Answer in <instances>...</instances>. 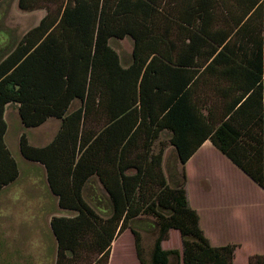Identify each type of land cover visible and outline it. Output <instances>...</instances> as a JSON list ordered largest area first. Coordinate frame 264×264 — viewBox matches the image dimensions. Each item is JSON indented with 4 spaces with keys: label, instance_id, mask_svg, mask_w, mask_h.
Here are the masks:
<instances>
[{
    "label": "trees",
    "instance_id": "16d2710c",
    "mask_svg": "<svg viewBox=\"0 0 264 264\" xmlns=\"http://www.w3.org/2000/svg\"><path fill=\"white\" fill-rule=\"evenodd\" d=\"M18 7L46 16L0 61V191L19 177L5 143L7 105H18L25 128L60 120L47 146L20 140L23 157L46 167L60 207L77 213L52 220L56 264H109L127 229L140 264H234L237 247H214L204 234L185 166L210 140L264 189V0H18ZM126 37L134 48L123 66L110 41ZM169 146L180 171H164ZM93 176L109 196L107 217L84 198ZM139 216L154 218L158 231L149 260L133 227ZM172 229L182 252L162 247Z\"/></svg>",
    "mask_w": 264,
    "mask_h": 264
},
{
    "label": "crops",
    "instance_id": "0c3cea01",
    "mask_svg": "<svg viewBox=\"0 0 264 264\" xmlns=\"http://www.w3.org/2000/svg\"><path fill=\"white\" fill-rule=\"evenodd\" d=\"M13 2L18 9V0ZM21 12L38 14V24L34 27L38 26L46 16V11L43 9ZM5 120L7 123L5 143L18 164L19 177L0 191V231L10 233L11 241L6 245L9 246V251L16 254L19 259L26 258L35 264H56L58 242L52 230V220L55 217H75L77 213L60 207L59 197L51 189L46 167L23 157L20 151V140L25 134L32 146L45 147L56 136L61 121L54 119L56 122L52 125L51 135L44 136L40 133L31 138L26 132L28 129L21 121L17 104L7 105ZM49 121L51 119L39 128H44ZM171 150L174 157L172 168L180 171L177 152L172 146H169L164 153V171L167 172L165 159ZM210 157H214L215 160L205 161ZM185 169L187 174L185 188L189 204L198 212L200 226L211 245L214 247L235 245L237 248L234 264H249L254 256L264 258V242L260 241L264 238V189L233 165L210 140L206 141L191 157ZM127 173L131 174V172ZM84 198L91 206H95L99 213L106 212L101 207L105 204L108 209L110 208L109 196L97 176H93L85 186ZM7 211L9 216L6 215ZM4 217L10 219L9 229L3 227ZM144 219V216L136 218L137 221ZM219 220L220 229L217 231ZM226 221H229L230 226L226 224ZM133 227L142 237L158 234L156 226L152 224L147 226L143 223L139 225L135 223ZM228 227H231L229 231L226 230ZM175 232L180 235L179 248L169 245V238ZM243 234L256 236V239L248 245V242L242 239ZM169 238L162 242L163 249H178L182 252L183 242L180 232L175 229L170 230ZM1 243L3 241L0 240V245ZM117 254L129 256L134 264H140L134 234L130 229L119 235L113 242L109 264H116ZM118 264L122 262L119 261Z\"/></svg>",
    "mask_w": 264,
    "mask_h": 264
},
{
    "label": "rangeland",
    "instance_id": "374dc122",
    "mask_svg": "<svg viewBox=\"0 0 264 264\" xmlns=\"http://www.w3.org/2000/svg\"><path fill=\"white\" fill-rule=\"evenodd\" d=\"M38 14H28L23 13L19 11V8L17 9V5L14 4L13 0H7L5 3L0 4V61L7 56L20 42V40L23 38V36L35 25L38 24L37 20ZM110 45L112 48L119 54L121 62L123 66H128L132 62V54H133V48H134V41L130 37H126L125 39H112L110 41ZM78 106V104H76ZM56 122V120L51 119L47 125H45L44 128H27L26 132L27 134L33 138V136H38L40 133H43L44 136H49L53 133V127L52 125ZM166 140V139H164ZM158 145H156V151L158 150ZM172 150L168 152L166 159H165V165H166V171L168 172L172 169V166L174 165V157L172 154ZM215 160L214 157L207 158L205 161H213ZM170 169V170H169ZM172 177V176H171ZM170 177V180L172 178ZM178 180H181L179 177ZM173 183V182H172ZM95 207V206H94ZM106 210L104 213H100L103 217H107L110 214V210L108 209V206L105 204L101 206ZM96 209V208H95ZM9 216V211H7V214ZM145 219L143 221H137L136 224L139 225L141 223L146 224L149 226L150 224L153 225L154 218L151 217H144ZM227 222V221H226ZM3 227L9 229L10 225V219H4L2 220ZM228 226H230L229 221L226 223ZM220 227V220L218 221V228L216 229L219 231ZM231 227L226 228V230H230ZM225 231V229H224ZM8 231H4L1 233L0 231V240L3 241L0 245V264H35L33 261L26 260V258L19 259L16 254H12L9 251V246L6 245L7 242L11 241V236ZM180 235L175 232L172 234V236L169 238V245L179 248L180 246ZM222 236H224L222 234ZM238 237V236H236ZM242 239L246 240L248 242H254L256 239V236H250L248 234H243ZM155 236L145 235L143 237V246L145 249V258L147 260L150 259V254L152 247L154 245ZM260 241L264 242V238H262ZM251 245V244H250ZM96 257L93 256L92 260H95ZM119 261L122 262V264H134V261L129 257H124L122 254H117L115 262L116 264L119 263Z\"/></svg>",
    "mask_w": 264,
    "mask_h": 264
}]
</instances>
